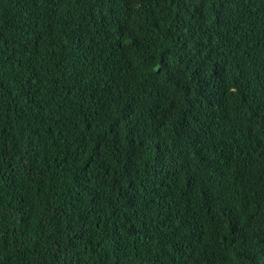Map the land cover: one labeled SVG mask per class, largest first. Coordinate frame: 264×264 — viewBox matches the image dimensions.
<instances>
[{"label": "trees", "instance_id": "obj_1", "mask_svg": "<svg viewBox=\"0 0 264 264\" xmlns=\"http://www.w3.org/2000/svg\"><path fill=\"white\" fill-rule=\"evenodd\" d=\"M0 264H264V0H0Z\"/></svg>", "mask_w": 264, "mask_h": 264}, {"label": "bare ground", "instance_id": "obj_2", "mask_svg": "<svg viewBox=\"0 0 264 264\" xmlns=\"http://www.w3.org/2000/svg\"><path fill=\"white\" fill-rule=\"evenodd\" d=\"M134 2V1H133ZM65 9V8H64ZM62 10V9H61ZM168 11V10H167ZM85 12V11H84ZM155 36V35H154ZM83 37V36H82ZM151 44V43H150ZM173 65V64H172ZM164 68V67H163ZM169 70V69H168ZM56 90V89H55ZM54 90V91H55ZM225 90V89H224ZM59 91H61V90H59ZM57 92V91H56ZM60 94V93H59ZM63 95H64V93H63ZM58 96V95H57ZM219 98V97H218ZM222 98V97H221ZM63 100V99H62ZM57 101V100H56ZM64 101V100H63ZM54 103V102H53ZM56 103V102H55ZM60 103V102H59ZM58 103V104H59ZM54 109V108H53ZM66 110V109H65ZM86 114V113H85ZM82 116V115H81ZM27 119V118H26ZM87 120V119H86ZM40 123V122H39ZM48 123V122H47ZM18 124V123H17ZM37 124V123H36ZM38 126V125H37ZM48 127V126H47ZM55 127V126H54ZM52 128V127H51ZM32 129V128H31ZM43 129V128H42ZM50 129V128H49ZM57 129V128H56ZM18 131V130H17ZM47 131V130H46ZM60 132V131H59ZM31 133V132H30ZM53 133H55V132H53ZM37 134V133H36ZM47 134V133H46ZM15 135V134H14ZM37 136V135H36ZM16 137V136H15ZM25 137V136H24ZM42 138V137H41ZM55 138V137H54ZM59 139V138H58ZM46 141V140H45ZM50 141V140H49ZM54 141V140H53ZM51 142V141H50ZM55 142V141H54ZM64 143V142H63ZM38 144V143H37ZM46 145V144H45ZM53 145V144H52ZM58 145V144H57ZM6 146V145H5ZM36 146V145H35ZM41 146V145H40ZM49 146V145H48ZM4 148V147H3ZM6 149V148H5ZM10 149V148H9ZM46 149V148H45ZM230 215V214H229ZM115 229V228H114ZM97 249V248H96ZM83 250H84V248H83ZM80 251V250H79ZM97 252V251H96ZM98 259V258H97ZM209 262V261H208Z\"/></svg>", "mask_w": 264, "mask_h": 264}]
</instances>
